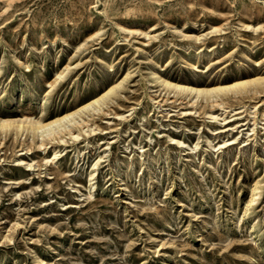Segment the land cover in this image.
<instances>
[{"label": "rangeland", "instance_id": "1", "mask_svg": "<svg viewBox=\"0 0 264 264\" xmlns=\"http://www.w3.org/2000/svg\"><path fill=\"white\" fill-rule=\"evenodd\" d=\"M0 264H264V0H0Z\"/></svg>", "mask_w": 264, "mask_h": 264}, {"label": "bare ground", "instance_id": "2", "mask_svg": "<svg viewBox=\"0 0 264 264\" xmlns=\"http://www.w3.org/2000/svg\"><path fill=\"white\" fill-rule=\"evenodd\" d=\"M165 83V82H164ZM248 82H238V83H234L232 86H223V87H216L215 89H210V90H200V89H194L192 87H187V86H182V85H172L173 88H175V90H178L179 92H186L188 94L191 93H196L197 95H199L200 93H214V92H222V91H228V89L230 88H236L238 86H242L247 84ZM170 86V84H169ZM112 88H110L111 90ZM103 98H105V96L101 97L100 99H93L90 103L86 104L85 106H83L82 108H80L79 110L81 111L82 109L88 108V107H93L95 105H98L100 100H102ZM71 114H65L64 116L61 117H57L54 120L48 122L47 124H42L40 122H37L35 124L31 125L32 129H36L40 131L41 137L43 138L44 135L47 137L52 136L55 133V130H57L56 133L61 132V129L64 128V122H68L69 118H70ZM63 123V124H62ZM56 156V153H55Z\"/></svg>", "mask_w": 264, "mask_h": 264}]
</instances>
